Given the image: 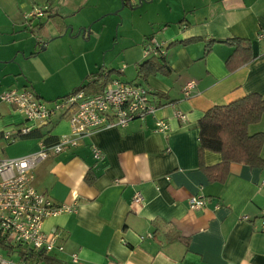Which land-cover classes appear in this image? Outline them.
Listing matches in <instances>:
<instances>
[{"label":"crops","instance_id":"obj_1","mask_svg":"<svg viewBox=\"0 0 264 264\" xmlns=\"http://www.w3.org/2000/svg\"><path fill=\"white\" fill-rule=\"evenodd\" d=\"M183 1L179 11L168 3L161 7L164 4H156V0L141 7L127 0L130 9L146 8L150 25L139 36V46H129L123 52L122 57L132 69L122 64L124 69L122 65L117 69L97 66L92 72L89 64L96 65L95 62L85 60L76 73L79 81L100 69L104 76L109 73V79L116 73L118 80L147 89L158 109L154 116L132 121L124 129L96 131L84 137L76 148L51 155L35 167V190L55 204L75 209L73 213L48 218L42 224L44 233L57 229L60 234L57 242L64 251L49 255L61 264H264V231L259 219L264 207V168L231 164L221 183L210 179L200 166L197 152V124L205 111L248 94L264 98V40H258L264 34V0ZM39 4L47 5L49 10L55 8L63 16L67 29L54 25L48 12L23 22L25 26L21 24L23 20L12 22L7 18L29 34L14 35L13 30L10 39L1 46L9 52L7 57L0 54L1 62L8 57L16 63L37 59L43 62L53 41L67 46L76 44L80 35L73 36V30L77 29L84 30L83 40L91 42L87 27L97 24L102 15L116 11L119 0H28L20 4L19 13ZM149 4L155 5L157 12ZM41 18H45L50 28ZM176 21L178 25L174 26ZM35 25H43L44 36L31 33ZM155 25L157 29L153 28ZM149 37L163 44L165 69L138 78L137 68L145 61L142 52ZM233 39L250 50L251 59L230 70L226 61L234 49L229 45ZM23 40L30 41L28 48L22 46ZM109 45L110 42L105 44L103 50ZM94 51L90 49L83 54ZM42 72L44 81L54 77L45 70ZM15 74V78L2 74L3 92L27 87L42 100L70 94H48L27 69H19ZM123 75H127L126 80L120 78ZM189 82L195 87L185 97L183 87ZM178 112L185 116L184 121L176 118ZM156 119L167 123L166 133L155 131ZM22 125L56 139L70 132L66 115H55L46 123L28 124L22 115L0 103V144L3 143L0 160L40 150L42 139L33 136L19 137L13 142L3 138ZM248 131L264 134V115ZM6 144L19 146L20 151L9 154L10 147ZM93 146L102 153L101 162H95ZM261 157L264 159V145ZM220 161V155L211 151H205L201 157L205 168ZM137 193L142 197L139 205L133 203ZM191 197L205 199L204 208L189 210ZM243 216L249 220L242 221ZM0 251L4 253H0V258L7 264H45L21 262L17 255L12 258L14 255H7L1 248ZM72 255H76V262Z\"/></svg>","mask_w":264,"mask_h":264},{"label":"built area","instance_id":"obj_2","mask_svg":"<svg viewBox=\"0 0 264 264\" xmlns=\"http://www.w3.org/2000/svg\"><path fill=\"white\" fill-rule=\"evenodd\" d=\"M48 10L47 5L35 9L24 16L25 23L44 16ZM258 40H264V34L259 35ZM162 46L163 44H158L154 38L149 39L143 49V57L164 56ZM194 87L193 82L183 87L185 97L192 94ZM0 102L22 114L26 122L30 123H46L55 115L67 116L70 128L68 135L59 137L52 145H47L41 140L38 152L0 160V232L12 245H21L29 250L44 251L47 254L63 252V245L57 242L60 236L57 229L44 233L42 224L48 218L62 213L70 214L75 209L69 205L55 204L45 194L35 190V167L51 155L76 148L84 137L96 131L124 129L132 121H143L149 115L154 116L158 108L152 103L149 91L143 86L118 79H109L98 94L79 91L52 102L40 99L27 87L12 88L0 94ZM175 116L181 121L185 120V116L179 112ZM30 130L29 126L22 125L13 134H4L3 138L13 142L21 136H26ZM167 130V123L156 119L155 131L166 133ZM92 156L95 162H101L104 158L94 146ZM141 202V195L135 194L133 203L139 205ZM205 204L206 201L202 197H191L188 201L191 211L202 210ZM259 219L260 229L264 231V207L260 211ZM241 220L249 219L243 216ZM71 258L76 262V255ZM7 263L0 258V264Z\"/></svg>","mask_w":264,"mask_h":264},{"label":"rangeland","instance_id":"obj_3","mask_svg":"<svg viewBox=\"0 0 264 264\" xmlns=\"http://www.w3.org/2000/svg\"><path fill=\"white\" fill-rule=\"evenodd\" d=\"M27 1L28 0H0V54L4 57H7L9 52L5 47L1 46L3 42L10 39L13 30L14 35L29 34L27 31L21 28V25L19 29L18 25H12L6 19L8 18L12 22H20L23 20L21 24L25 26L24 16L32 13L35 9H39L44 6L39 4L38 6L30 8L27 12H24L25 9H22L19 13L18 8L20 4L27 3ZM183 2V0H156V4H164L161 5V7L165 6V4L168 3L170 6L175 7V9L178 8L177 10H179V6ZM129 3L141 7L139 6V0H129ZM154 6H151V9L154 12H157V8ZM147 15H149V12H146V8L133 10L130 9L127 5L122 7L121 0H119V7L116 11L102 15L100 17L101 19L97 21V24L93 25V27H87L86 33H91V35H89L91 37V42L83 40V36L85 35L84 30L82 32V30L79 31V29H77L73 30V36L80 35V38L76 41V44L67 46V44L65 43L56 44L58 40L53 41L51 44V52L50 54L45 56L43 62H40V60L35 58L37 60H29L30 62L28 63H21L20 61L16 63L14 62L12 57H8L4 62L0 61V63H2V65H0V94L3 92V89L1 87L5 86L2 83V74L6 73L7 75H11L8 77L15 78V73L19 72V69H27L28 72L33 73V75H35L34 78H36L38 82V86L41 89L45 90L48 94H55V96L65 94L67 92L69 93L73 90L74 87H78L83 82L84 78L80 79L79 81L77 78L78 75H76V73L78 72V70H80L79 68H82L84 66L85 60L89 63L95 62L94 64L96 65L89 64V69H93L92 72H95V70H97V68H99L100 66L117 69L122 64H125L126 68L128 69H132L131 66L128 65L127 61H125V59L122 57V55L129 46H139V36L144 31V29H148L150 27V25L147 23L149 20L147 18ZM171 19L174 20L173 17H171ZM40 20L46 23V26L50 28V25L49 23H47L45 18H41ZM178 22L179 21H176L174 23V26H177ZM157 26L158 25H155L153 26V28L157 29ZM65 37L69 39L68 35ZM20 38L21 37H19V39ZM108 39L110 41H106ZM16 40H18L17 37ZM109 42L110 45L108 49L104 51V45ZM21 43L25 48H28L30 45V41L27 40H23ZM17 44L18 42H16L15 47L17 46ZM90 49H92V51L100 50V52L94 51L92 52V54H83L84 51ZM35 53L37 54L38 51H35ZM19 55L21 56V58H23L21 53ZM42 55L40 57H43ZM27 57L28 56H26V58ZM14 64L17 69L14 68ZM125 66L122 65V67ZM43 70L48 72V75H54V77L52 76L50 79L44 81V78H42L43 76H45V73L42 72ZM8 77L6 79H8ZM118 77L119 76L116 73H112L111 75L112 79H119ZM120 78L125 79L127 78V75H123ZM44 100L53 101L54 99ZM22 117L24 121L26 118L23 115ZM26 123L29 124L30 122L27 121ZM1 146H3V143L0 144V156L2 155ZM5 146L7 147L8 145L6 144ZM19 151L20 147L16 146L10 147L9 150H7V153L11 154ZM0 253L4 255L3 252L0 251ZM15 255L16 254H14L12 258H16Z\"/></svg>","mask_w":264,"mask_h":264},{"label":"trees","instance_id":"obj_4","mask_svg":"<svg viewBox=\"0 0 264 264\" xmlns=\"http://www.w3.org/2000/svg\"><path fill=\"white\" fill-rule=\"evenodd\" d=\"M151 1L146 0L147 3ZM121 4L123 6L128 5L127 0H121ZM48 13L49 19L54 25L58 28L67 29V26L64 25L63 16L59 15L55 8L50 9ZM30 30L32 34L39 36H44L46 33L43 25H35ZM229 45L234 49L226 61L228 69L232 70L251 59L250 50L242 48L238 39H233L229 42ZM143 59L145 61L139 64L137 68L138 78H145L165 69L164 56L151 57L150 59L143 57ZM89 79L90 81H87ZM108 80L109 73L104 76L100 69L96 73L89 75L68 95L79 91H83L86 94H98ZM263 115L264 98L257 94H248L225 106H214L204 112L197 124L199 133L197 152L200 158V166L206 171L211 180L224 182L231 164H243L250 168H264V159L261 157L264 134L262 132L250 134L248 131L252 125L261 121ZM47 135L39 132V130H30L26 136L21 137L33 136L34 138L42 139L47 145H52L57 141L56 138L47 137ZM205 151L218 153L221 157L220 163L213 167L205 168L201 163V157ZM86 181H88L87 178ZM0 248L9 256L16 254L21 262L32 261L45 264H61L59 260L44 251L29 250L21 245H12L7 242L5 235L1 232Z\"/></svg>","mask_w":264,"mask_h":264},{"label":"water","instance_id":"obj_5","mask_svg":"<svg viewBox=\"0 0 264 264\" xmlns=\"http://www.w3.org/2000/svg\"><path fill=\"white\" fill-rule=\"evenodd\" d=\"M143 3H147L146 0H139V6H141ZM122 7L124 6L122 5Z\"/></svg>","mask_w":264,"mask_h":264}]
</instances>
